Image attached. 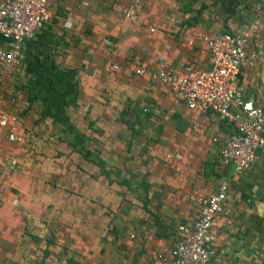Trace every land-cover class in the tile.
<instances>
[{
    "label": "crops",
    "instance_id": "crops-1",
    "mask_svg": "<svg viewBox=\"0 0 264 264\" xmlns=\"http://www.w3.org/2000/svg\"><path fill=\"white\" fill-rule=\"evenodd\" d=\"M113 1H53L51 6L55 26L54 22L44 25L30 41L24 43L20 75L25 82L26 63L33 56L30 55L33 45L39 43L40 47L46 46L49 50L43 52L45 63L56 68V76H50V81L46 78V90L41 93L43 99L37 100L41 102L40 122L50 123L57 136H66L64 144L67 150L62 152L80 155L82 164L88 161L98 169L94 163L97 160L95 147L84 140L94 134L83 125L76 131L70 123L76 117L83 122L84 116L88 122L112 121L114 106L119 111L128 110L127 115L140 106L146 110L141 115L149 124V128L144 130V127L143 130L147 136L152 135L154 141L157 140V147L159 144L162 146L160 150H167L165 155L170 156L165 165L169 167V173H166L165 167H150L154 174L145 177L150 185L148 192L136 194L142 203L132 196L130 202L136 204L121 205L120 224H113L112 217L119 212L111 214L107 220H101V210L114 211L119 201L121 204L129 202L126 201L129 199L123 194L114 193L112 183L92 178L89 181H73L72 186L77 194L71 195L72 199L68 198L64 193H58L55 187L66 182L42 181L32 166L29 146L23 144L17 147L8 143L4 131L0 130V159L16 161L13 170L0 169V264H65V257L70 256L71 251L75 259L76 256L80 257L77 253L82 249L95 253V248L99 255L107 246L110 252L106 251L103 258V253L99 257L92 254V257H98L100 264H158L157 259L150 257L149 253H167L172 246L174 225L189 223L197 213L198 199L214 192L222 182L228 184V198L212 230L216 253L209 264H258L252 252L263 241V238L259 239L262 232L255 226L261 234L259 236L257 233L258 237L255 238L252 227L236 223L232 216L235 207L230 202L233 197L230 186L242 173L230 172V166L223 165L219 160L222 141L232 132V127L210 114L198 115L180 104H173L161 89L147 86L146 75L134 74L137 68H143L146 73L157 70L179 73L180 67L186 63L206 68L207 51L201 41H193L194 35L222 32L230 24L218 25L207 19L205 14L195 15L191 12L193 6L179 13L175 0ZM217 2L220 11L228 3L227 0L225 3L221 0ZM130 11L134 19L128 16ZM105 40L113 46L109 48ZM190 41L191 45L188 44ZM262 48L260 37L250 41L248 49L255 53V64L252 68L242 67L240 71L239 82L244 87L247 100H257L264 93ZM51 50L56 54L52 55ZM110 50L114 51V62L118 69L104 74L103 69L111 60ZM9 84L7 91L15 97V103L7 109L12 117L23 119L24 130L34 128V117H31L33 107L30 106L33 101L20 91V82L11 81ZM51 88L56 90V98L52 97ZM128 99L134 101L135 108H129ZM198 117L200 122L191 127L190 121ZM31 135L29 137L33 138ZM204 161H216L212 174L203 175L200 162ZM262 162L264 146L257 152L252 166H255V173L264 172ZM165 177H168L167 181ZM67 185L71 186L68 182ZM155 196L159 198L156 200L163 202L161 210L157 213L150 207V213H144L142 208L146 199L155 200ZM167 199L172 202L170 206L173 209L164 204ZM44 203L52 207L44 208ZM258 210H262V207H258ZM162 213H166L170 219L165 220L167 217ZM154 217L161 227L155 226ZM40 220L45 224H39ZM36 224L42 226L40 236L51 234V242L45 239L43 244L38 245V241L34 242L28 235L20 233V228L25 227L33 235L38 231ZM109 226L117 233H122V229L128 236L122 234L115 244L96 245L95 241L87 243L82 240L95 236L98 231H105ZM21 234L30 241L22 242ZM119 244L120 251L116 250Z\"/></svg>",
    "mask_w": 264,
    "mask_h": 264
},
{
    "label": "built area",
    "instance_id": "built-area-1",
    "mask_svg": "<svg viewBox=\"0 0 264 264\" xmlns=\"http://www.w3.org/2000/svg\"><path fill=\"white\" fill-rule=\"evenodd\" d=\"M53 1L0 0V130L4 131L6 141L17 147L26 141L23 119L12 117L7 109L15 103L7 88L21 74L22 46L50 22ZM263 12L264 0H257L251 12L235 27L209 35H194L193 41H201L207 51L206 68L186 63L179 73L134 70L135 75H146L147 86L161 89L173 104L198 115L210 114L232 127V132L222 141L219 160L223 165L232 166L235 173L248 171L264 146V93L257 100H247L239 82L241 68H252L255 64V53L248 49L249 26L254 16H261ZM128 16L134 19L133 12ZM105 43L111 45L107 40ZM109 54L111 60L103 69L105 74L118 69L114 51L110 50ZM199 122L200 117L193 119L190 126ZM169 158L165 155L166 161ZM15 163L13 159H0V169L11 171ZM227 198L228 184L222 182L214 192L198 199L197 213L189 223L174 225L169 251H151L149 256L156 258L158 264H209L216 253L212 230Z\"/></svg>",
    "mask_w": 264,
    "mask_h": 264
},
{
    "label": "rangeland",
    "instance_id": "rangeland-1",
    "mask_svg": "<svg viewBox=\"0 0 264 264\" xmlns=\"http://www.w3.org/2000/svg\"><path fill=\"white\" fill-rule=\"evenodd\" d=\"M111 1L114 2L113 0ZM175 1L178 3L177 11L179 13H182L183 11L185 12L187 7L189 8L190 6H193V8H191V10H193H188V12L191 11L195 13L199 9L200 12L198 14H205L207 19L217 23L218 25L221 23H229L230 27H235L239 21H243V17H245V15L251 12V6L257 0H228V3L226 4L227 6H224L222 11L219 10L217 0ZM54 21L55 19L51 17V20L48 24L50 25ZM53 26H55V22L53 23ZM249 28L251 30V41H256L258 40V37H260L263 43L262 50H264V12L261 16H254V19L250 22ZM225 29L227 28L222 30L224 31ZM211 33L212 32H210V34ZM112 46L113 45H110L108 47L111 48ZM32 49L33 51H31L30 55L33 56L29 55V62L26 61L25 74L27 80L23 82V76L21 77L20 75L16 78L15 82H20L21 86L18 87L20 91L25 93V96L29 97L33 101V105L30 104V106L33 107L31 117H34L32 124L34 128L30 127L29 130L25 128L24 134L26 141L24 145H27V147L29 146L28 148H30L32 166L36 171V175L42 178V181L46 182L65 181L66 184L53 186L57 188L58 193H64L68 198H71V195L77 194L74 191V187L72 186L73 181H89L90 178L95 179L96 181H110V183L113 184L114 193L116 192L118 194H123L125 197L127 196L129 200L126 201L129 202H121L120 204L119 201V204L116 206L117 208L114 211H108L107 209L106 211L101 210L103 213L101 220H107L111 214L115 215L119 212L117 216L112 217V222L113 224H120L121 212L123 211L121 207H125L127 204H129V206L136 204V202L131 204L130 200L131 198L133 199L132 196H134L135 201L142 203V199L136 197V194L139 193V195H142L144 192H148L150 185L146 183L145 177L154 174L152 173V168L150 170V167L154 166L156 169L165 167L166 173H169V169H167L169 167L165 166L168 163L165 160L164 154L167 150H160L162 146L159 144L157 147V140L154 141L152 135L147 136L148 134L146 131H144L149 128V124L141 115L143 113V107L139 106L140 110L137 107L136 110L130 111V113L127 115L128 110L122 109L119 111L118 107L114 106L112 121H92L89 122L90 125H87L88 121H86L84 116L83 122L79 119V117H76L74 118V122L70 123L73 127L72 129L74 130L81 128V125H83L85 129H88V131L94 134L91 138L86 137L84 140L86 141V144H90L91 146L95 147V151L97 152V160H95L94 163L98 169L89 164L88 161L87 163L82 164L81 160L79 159L80 155L75 156L67 152H62V150H67V146L64 144V142L67 140L65 139L66 136H57L56 131L53 130V127L50 123L40 122L42 120V114L40 112L41 102H37L38 99H43L41 93H44L43 91L46 90V78L50 81V76H56V68L50 66L48 63H45L46 58L43 52L49 50L46 46L40 47L38 43L33 45ZM53 51L51 54L55 55L56 53L54 54ZM46 64H48V67ZM46 88L48 89L49 87L47 86ZM51 93H53L52 97L56 98V96H54L56 90H52L51 88ZM68 100L69 95L68 98H65V102L68 103ZM127 102L129 103V108L136 107V104L133 100L128 99ZM120 113H123V115ZM49 125L51 127H48ZM85 129L83 130L87 132ZM154 131L156 132L157 129ZM29 133L32 134L31 136L33 138L29 137ZM143 138L146 141H144ZM153 141L155 142L154 144H152ZM76 158L78 159L76 160ZM80 163L81 166H79ZM215 164H217L216 161L200 162L203 175L212 174L213 166ZM261 167H264L263 162L261 163ZM258 169L257 171L261 170ZM173 174L175 173L173 172ZM168 177H165L164 180L167 181ZM138 181H142V185L140 187L138 186ZM67 182L72 187L68 186ZM230 187L233 191V197L230 202L231 205L235 207L234 214L232 215L236 220L235 222L244 223L247 224L248 227H252V233L255 238L258 237L257 233H259V236H261L260 232L256 231L255 226L258 227L259 231L262 232V236L259 239L263 238V241L259 246H257L252 254L255 257L254 259L258 261V264H264V172L255 173V166L251 167V169L247 172L238 175ZM156 199H159L158 196H155V200ZM155 200H152L151 198L146 199L142 211L144 213H150V207H153V209H155V211L158 213V211L161 210L160 207L163 202L160 200ZM171 203L172 202L168 199L164 202V204L169 208H172L170 206ZM43 206L44 208L52 207V205H48L47 203H44ZM258 207H262V210H258ZM163 215L167 217L166 213ZM169 219V217L165 218V220ZM110 222H108V224ZM60 223L61 225L63 224L62 222ZM39 224L45 223L43 221L41 222L40 220ZM39 224H36V227L38 226V231L33 232V235L36 237V239L33 241H38L37 244H43L45 239H47L46 241L51 242L52 238L50 233H45L44 236H40V229L42 226ZM27 231L30 232L29 229ZM121 232L122 233L114 232L110 230L109 226L105 231H98V233H95V236L87 237L85 240H82L84 242L86 241L87 243L95 241L94 244L96 245L104 243L115 244L119 239H121L123 235L128 236V233L122 231V229ZM118 235H120V238L117 237ZM20 237L22 242L27 240L30 241L28 237H25L22 234ZM112 247H115V245ZM109 248L107 246L100 251L103 253L102 255L101 253L99 254L101 255V258L104 257L106 251L110 252ZM120 249L121 244L116 246V250L120 251ZM93 250L96 252L93 253L91 250L82 249V252L77 253L80 254V257L76 256L75 259L72 258L71 251V255L65 257V259H67V264H100V262H97V258L99 257L98 251L95 248ZM92 254L98 255V257H92Z\"/></svg>",
    "mask_w": 264,
    "mask_h": 264
},
{
    "label": "trees",
    "instance_id": "trees-1",
    "mask_svg": "<svg viewBox=\"0 0 264 264\" xmlns=\"http://www.w3.org/2000/svg\"><path fill=\"white\" fill-rule=\"evenodd\" d=\"M221 1H223L224 3H225V1L226 0H221ZM228 1V0H227ZM200 11H199V9L195 12V15H197L198 13H199ZM194 18H192V20H193ZM224 31H226V29L224 30ZM124 112H126V111H124ZM120 114H122L123 115V113H120ZM88 125H90V123L88 122ZM110 181H108V183H109ZM142 185V181H140L139 183H138V186L140 187ZM144 206V205H143ZM153 222H154V224H155V226L156 227H161V225H160V223L157 221V218L156 217H154L153 218ZM20 231H21V233L22 234H26V235H28V237H30V239L31 240H35L36 239V237L34 236V235H32V234H30L28 231H27V229L25 228V227H21L20 228ZM39 240V239H38ZM44 252V254H45V251H43ZM65 264H67V259L65 260Z\"/></svg>",
    "mask_w": 264,
    "mask_h": 264
},
{
    "label": "water",
    "instance_id": "water-1",
    "mask_svg": "<svg viewBox=\"0 0 264 264\" xmlns=\"http://www.w3.org/2000/svg\"><path fill=\"white\" fill-rule=\"evenodd\" d=\"M232 169H233V167H232V166H230V167H229V171L231 172V171H232Z\"/></svg>",
    "mask_w": 264,
    "mask_h": 264
}]
</instances>
